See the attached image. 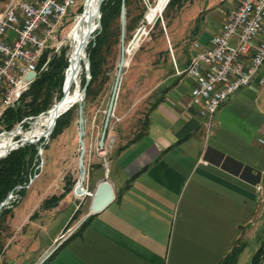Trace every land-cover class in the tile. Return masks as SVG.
<instances>
[{"label":"crops","instance_id":"1","mask_svg":"<svg viewBox=\"0 0 264 264\" xmlns=\"http://www.w3.org/2000/svg\"><path fill=\"white\" fill-rule=\"evenodd\" d=\"M9 2L3 0L0 14ZM238 5L234 0L220 22L212 20V38ZM196 51L192 44L189 54L176 57L172 47L171 72L162 82L144 87L143 97L155 98L144 129L115 151L107 173L115 200L91 215L82 231L74 230L55 250L58 237L69 230L67 222L58 224V213L74 204L70 219L83 203L73 193L62 194L38 215L31 214L35 207L24 214L10 213L14 225V220L28 218L25 227L36 228L34 219L50 217L57 228L32 264H222L241 235L252 233L264 216L257 188L264 189V146L259 142L264 138V106L251 86L242 88L224 101L208 129L199 110L188 107L196 80L178 74ZM138 76L145 81L143 71ZM13 244L6 247L0 264H23L25 245Z\"/></svg>","mask_w":264,"mask_h":264},{"label":"rangeland","instance_id":"2","mask_svg":"<svg viewBox=\"0 0 264 264\" xmlns=\"http://www.w3.org/2000/svg\"><path fill=\"white\" fill-rule=\"evenodd\" d=\"M158 1H160L162 8H164L169 0H155L153 3L154 5L151 4L152 6L149 8L146 7L144 0L136 1L132 8V16H138L145 8L146 13L143 20L137 23V29L127 32V36L125 35L124 37V42H121L116 47L114 52L115 57L113 58L110 56L108 58L105 71L112 66H114V69L107 73L106 77L108 78V82L102 88L100 95L95 99H91V97L86 99L85 97L84 101L80 103L84 107L85 115L84 167L81 168L82 153L79 141L78 119L80 104H76L72 107L75 109L74 113L65 116L67 117V121L73 119L69 127L54 136L57 127L56 123L54 131L49 136L50 138L44 139L43 137L39 139L40 142L37 143L38 149L43 143V154L42 158L38 154V171L36 167L32 179L36 172H38L39 175H37L30 189L27 188L28 186L26 187L27 192L20 205L19 201L21 200L17 196L13 195L12 199L9 201L7 207L9 211H12L13 215L16 210L24 214L34 207L31 214L35 213L36 215L37 213L38 215L44 211V208L59 201L62 194L66 196V192L73 193L74 195L77 194V197H80L78 196V192L75 193V188L76 186H80L82 180L81 172L84 171L85 168V180L83 184L86 189V194L79 199L80 201L83 200V203L77 207L70 219L69 217L75 208L74 204L65 209L64 212L58 213V217L56 216L58 224L61 221L62 223L67 222V226L65 225V227H69V231L80 228L86 218L82 222L80 219L84 218L82 216L83 213L91 206L92 195L95 192L93 191L94 184L100 180L102 176L107 174V169L112 170L113 166L111 160L113 159L115 151L134 139L136 135L144 129L155 99L152 94L148 97H143L142 91L144 87H147L152 82H162L171 72L173 68L170 62L172 47L174 48L176 57H179L182 54H189L192 51V44L194 42H199L203 45L210 43V46L212 35L210 34L209 28L212 25V20L220 22L221 18L228 13L232 3H234V0H181L182 3L180 5L177 3L175 7L169 10L167 16L164 18L165 10L162 9L161 13L153 12L154 6ZM2 3L3 0H0V7ZM85 3L86 0H76L75 5L70 8L68 16L57 26L54 34L55 38L46 43L47 48L45 51H51L50 55L56 53V55L61 56V51L65 49V60H68L70 50L68 43L74 32L75 22L80 16L79 12L82 8L84 9ZM1 15L2 13L0 16ZM158 19L161 21V26L155 27ZM96 22L97 21H95L93 25L96 24ZM140 28L144 30L141 40L135 44L133 50H128L130 42ZM98 31L94 33V37ZM92 40L93 39H91V41ZM123 51L125 52L126 64L123 68L115 108L105 128L108 108ZM49 58L50 56L48 59ZM164 63L165 65H163ZM141 71L146 75L145 81L138 76ZM86 78V73L82 71V89L86 84ZM262 79H264V64L253 78L250 85L256 92L255 95L258 99V104L264 106V85L262 87L259 86V81ZM170 82L172 83L173 80ZM131 86L136 89L132 91L127 90V88ZM56 102L57 100L55 99L54 104ZM30 119L31 118L26 119L25 123H28ZM19 125H17L16 128H18ZM16 128L11 130V132ZM31 128L32 125L30 127V124L29 127L25 128H23L22 125V132L26 133L30 131ZM104 129L107 130V134L103 147H100ZM5 132L10 131H6L4 125L0 124V134L3 135ZM101 150H105L106 154L103 155V151L101 152ZM11 203L12 205H10ZM47 219L49 220L50 217L44 218V224L43 221L34 219L33 222L36 223V228L32 225H27L25 227L26 223L29 221L28 218L17 219L18 221L14 220L16 224H12L13 219L10 217V214L2 221L1 236L6 247L14 242L16 243L12 245V248L20 243L25 245L26 252L20 259L21 262L23 261V264H32L37 259V255L39 254L38 251L42 249V246L49 244V235L57 230V228L54 230V224L52 226L50 224L51 221L49 222ZM252 228L254 229L250 235L248 234L250 231L247 233L248 235L243 233L239 239V245L243 243L246 245L236 264H251L252 257L260 246V241L264 240V216L259 219L256 226ZM17 229L19 233H16ZM22 231L24 240L21 238ZM62 234H65V230ZM60 236L56 241L55 250L64 245L66 241L65 239H61ZM19 238L21 239L18 242L17 239L19 240ZM4 263L6 264V261Z\"/></svg>","mask_w":264,"mask_h":264},{"label":"built area","instance_id":"3","mask_svg":"<svg viewBox=\"0 0 264 264\" xmlns=\"http://www.w3.org/2000/svg\"><path fill=\"white\" fill-rule=\"evenodd\" d=\"M75 3L76 0H10L9 10L0 19V118L35 81L26 82L25 75L36 72L38 76L39 71L47 70L49 59L38 70L46 43L55 38L57 26ZM193 47L197 51L188 67L178 74L196 80L188 107L199 110L209 129L224 101L249 87L264 64V0H239L210 47L201 48L197 42ZM260 85H264V79ZM259 142L264 146V138ZM102 151L105 155L106 151ZM257 188L264 202L263 186ZM74 232L68 230L60 238L67 240Z\"/></svg>","mask_w":264,"mask_h":264},{"label":"trees","instance_id":"4","mask_svg":"<svg viewBox=\"0 0 264 264\" xmlns=\"http://www.w3.org/2000/svg\"><path fill=\"white\" fill-rule=\"evenodd\" d=\"M136 1L140 0H105L101 5V29L95 34V38L89 43L87 48L90 59L91 81L87 88L86 99L90 97L91 99H95L100 95L102 88L108 82L107 73L114 69V66H112L105 71V66L110 56L115 57L114 52L116 47L121 43L122 6L125 5L126 7V36L127 32L137 29V23L143 20L146 13L145 8L138 16H132V8ZM149 1L153 4L155 0ZM177 3L180 5L182 1L171 0L169 2L164 11V18ZM83 10V8L80 10V15L83 13ZM156 26H161L159 19L156 22ZM50 53L51 51H44L38 64V70H40L50 56L47 70L39 71V75L31 84L30 89L13 108H9L0 118V124L4 125L6 131L13 130L26 119L37 117L46 112L55 105V99L58 102L63 97L65 71L68 66V60H65L66 50L63 49L61 51V56L56 55V53L50 55ZM74 110L72 108L58 119L54 136L70 126L73 119L67 121V117L65 116L72 115ZM25 127H29V124H23V128ZM38 151L37 144H27L12 151L7 157L0 160V204L8 198L11 192L20 199L25 196L27 192L26 187L32 180L36 167L38 171ZM34 175H39V173L36 172ZM17 187H21V189H17ZM10 212L12 211H9V208L6 206L0 213V258L3 256L6 248L1 236L2 221ZM91 218L92 216L80 226V231L86 227ZM245 245V243L239 245V240L236 241L224 257L222 264H236ZM251 264H264V240L260 241V246L253 255Z\"/></svg>","mask_w":264,"mask_h":264},{"label":"water","instance_id":"5","mask_svg":"<svg viewBox=\"0 0 264 264\" xmlns=\"http://www.w3.org/2000/svg\"><path fill=\"white\" fill-rule=\"evenodd\" d=\"M87 1L89 2V0H87ZM104 1L105 0H101L100 3H99V8H98L99 14H100L101 5H102V3ZM170 1L171 0H169L167 2V4L164 6L163 10L166 9V7L168 6ZM144 2L146 4L147 8L152 6L149 0H144ZM158 4H159V1L157 3V6H158ZM85 12H86V4L84 6V13ZM83 17L84 16H82V19H83ZM121 24H122L121 42L123 43L124 42V37H125V25H126V8H125V5L122 6ZM98 27H99V29H101V14H100L99 19H98ZM93 32H94V30L91 29V26H90L89 35H87L85 43H90L91 39L95 38L92 35ZM143 33H144V30L142 28H140L137 31V33L135 34V36L132 39V41L130 42V44L128 46V50H133V48L135 47V44H137L141 40ZM125 64H126L125 52L123 51L122 57H121V60H120V63H119V67H118V72H117L116 79H115V85H114V89H113L112 98H111L110 105H109V108H108V115H107V118H106L105 128L107 127V124L109 122V118H110V116H111V114H112V112H113V110L115 108L116 99H117V95H118L117 93H118V90H119L120 80L122 78V72H123V68L125 67ZM86 75H87L86 84H85V86H84V88L82 90L83 91V100L86 97L87 87L89 86V83L91 81V70H90V59H89V57H87V71H86ZM36 77H37V73L36 72H31V73H27L25 75L24 80L26 82L34 81ZM68 86H69V84L67 82V79L65 78L64 88H63L64 96L60 99V101L56 105H54V107L51 109V111H49V112L54 113V116H55L53 129L50 131V135L52 134V132L55 129L57 120L63 114L67 113L72 107H74L76 105V102H74V103L70 104V106H67L64 109L63 112H60L61 109L65 106V102H66L65 98H66V96L68 94L67 93ZM46 113H48V111H46V112H44L42 114H46ZM25 122L26 121H23L19 125V128H22V125ZM78 125H79V141H80V146L82 147L85 144V138H84V136H85V115H84V107H83L82 104H80V108H79ZM30 132H31V130L27 131L25 133V135L30 134ZM106 134H107V130L104 129L103 134H102V138H101L100 147H103V143H104ZM45 139H47V138H45ZM39 142H40L39 139H32L31 140V139H28V136L21 137V138H19L16 141L13 142L12 147H10L9 150L6 153H4L3 155H0V160L5 158V157H7L12 151L17 150L20 147H23V146H25L27 144H37ZM43 145L44 144L42 143L41 146L39 147V152H38V154L40 155L41 158H42V154H43ZM81 153H82V155H81V168H83L84 164H83V167H82V161H83L85 152L81 150ZM36 178H37V175H35L34 178L30 181V184L28 185L27 188H29L33 184V182L35 181ZM81 179L84 182V180H85V168H84V171L81 172ZM17 189H21V187H17ZM78 190H79V188H77V186H76L75 193L78 192ZM83 193L86 194V191L85 192L83 191ZM12 197H13V192H11L10 195L8 196V198L0 204V212L2 211V209L4 207H6L8 205V203L12 199ZM114 200H115L114 189H113L111 183L108 180V175L106 174L104 176L103 180L98 184L97 189L95 190V192L92 195V202H91V206H90V211H89V214L87 215L86 218H88L91 215H96V214L102 212ZM47 258L48 257H46L45 259H47ZM9 264H15V263H14V261H11Z\"/></svg>","mask_w":264,"mask_h":264},{"label":"bare ground","instance_id":"6","mask_svg":"<svg viewBox=\"0 0 264 264\" xmlns=\"http://www.w3.org/2000/svg\"><path fill=\"white\" fill-rule=\"evenodd\" d=\"M101 0H86V12L83 13L77 18L74 25V32L70 37V41L68 46L70 48L68 55V66L65 71V78L69 84L67 96L65 98V106L61 109L60 112H63L67 106L76 102V104L82 103L83 100V89H82V71L86 73L87 71V48L89 43H85L87 35H89L90 26L94 24L91 29L94 30L93 34L99 30L98 27V19H99V3ZM158 3V2H157ZM103 4V3H102ZM162 4L159 1V4H155L153 12L162 11ZM9 10V4L7 5L5 12ZM3 15L0 17L3 18ZM82 16L83 19H82ZM91 35V36H92ZM65 81V80H64ZM59 102V101H58ZM56 102L55 105L58 103ZM54 107V106H53ZM51 107L46 114H40L35 118H31L28 123L30 124L31 132L30 134L25 135L22 132V128H16L14 131L5 132L3 135H0V155L6 153L10 147H12L13 142L21 137L28 136V139H41L50 138V131L53 129L54 125V113L49 112L53 108ZM81 150L85 152V144L81 147ZM104 154V152H103ZM84 159V158H83ZM84 162L82 161V167ZM78 190V196H83L86 189L84 188L83 180H81L80 186ZM77 196V194H76Z\"/></svg>","mask_w":264,"mask_h":264}]
</instances>
